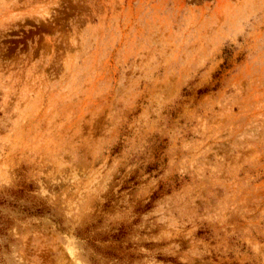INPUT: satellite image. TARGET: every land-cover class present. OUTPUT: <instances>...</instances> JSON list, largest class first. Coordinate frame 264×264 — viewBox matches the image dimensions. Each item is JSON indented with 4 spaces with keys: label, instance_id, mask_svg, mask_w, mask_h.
<instances>
[{
    "label": "rangeland",
    "instance_id": "374dc122",
    "mask_svg": "<svg viewBox=\"0 0 264 264\" xmlns=\"http://www.w3.org/2000/svg\"><path fill=\"white\" fill-rule=\"evenodd\" d=\"M0 264H264V0H0Z\"/></svg>",
    "mask_w": 264,
    "mask_h": 264
},
{
    "label": "trees",
    "instance_id": "16d2710c",
    "mask_svg": "<svg viewBox=\"0 0 264 264\" xmlns=\"http://www.w3.org/2000/svg\"><path fill=\"white\" fill-rule=\"evenodd\" d=\"M160 191H162V190H160ZM154 198H156V196Z\"/></svg>",
    "mask_w": 264,
    "mask_h": 264
}]
</instances>
